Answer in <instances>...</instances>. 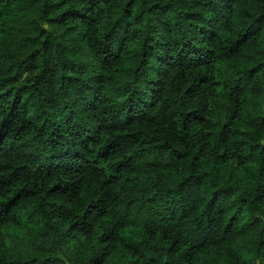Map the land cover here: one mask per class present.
<instances>
[{"label":"clouds","instance_id":"9594fccd","mask_svg":"<svg viewBox=\"0 0 264 264\" xmlns=\"http://www.w3.org/2000/svg\"><path fill=\"white\" fill-rule=\"evenodd\" d=\"M90 3L0 0V70L47 129L10 151L0 124V261L264 264V5Z\"/></svg>","mask_w":264,"mask_h":264},{"label":"trees","instance_id":"16d2710c","mask_svg":"<svg viewBox=\"0 0 264 264\" xmlns=\"http://www.w3.org/2000/svg\"><path fill=\"white\" fill-rule=\"evenodd\" d=\"M16 3L27 2V0H14ZM131 2V0H129ZM81 4H84L85 7H90V0H80ZM259 3L264 5V0H259ZM5 8L0 9V15H3L5 12ZM83 9L75 10V14L79 15ZM15 66L9 67L7 71L0 70V124L7 129L5 133V143L7 144L9 150L11 151L16 144V138L20 135L21 132L25 131L29 128L38 129V136L44 137L47 134V129L44 125L39 124L38 122L33 124L32 121L26 120V108L28 106L29 101L32 100V96L28 95L30 92V88L28 84H24L20 88L15 87L16 83L19 80V72L13 74V68ZM112 117V111L110 109L106 110V115L103 117H97L96 119L102 121H108ZM49 123V122H46ZM49 126L54 129L53 135H55L56 125L54 123H49ZM63 137L61 133L60 136H57L56 139L59 141ZM51 139V137H49ZM65 143H70L65 140ZM68 151L69 149L66 147L64 149ZM99 154H97L98 156ZM89 162L92 164H96L99 162V159L92 160L91 157L88 158ZM16 164L15 162H11L6 166V168H0V172H4L5 176H14L15 175ZM4 176H0V179H4ZM34 190V189H33ZM55 208L56 206L53 205ZM59 212L60 209H57ZM66 211V210H65ZM62 214V213H61ZM75 215V213H72ZM0 264H3L0 261ZM99 264V261H97ZM149 264H152L151 259L149 260Z\"/></svg>","mask_w":264,"mask_h":264}]
</instances>
